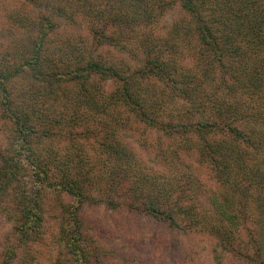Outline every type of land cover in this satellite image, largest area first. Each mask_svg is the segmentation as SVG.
Returning <instances> with one entry per match:
<instances>
[{
  "label": "trees",
  "instance_id": "16d2710c",
  "mask_svg": "<svg viewBox=\"0 0 264 264\" xmlns=\"http://www.w3.org/2000/svg\"><path fill=\"white\" fill-rule=\"evenodd\" d=\"M0 129V264H101L87 206L264 264V0H0Z\"/></svg>",
  "mask_w": 264,
  "mask_h": 264
},
{
  "label": "rangeland",
  "instance_id": "374dc122",
  "mask_svg": "<svg viewBox=\"0 0 264 264\" xmlns=\"http://www.w3.org/2000/svg\"><path fill=\"white\" fill-rule=\"evenodd\" d=\"M107 91L112 83L106 82ZM2 131L0 129V143ZM81 218L87 233L104 249L101 264H205L204 239H191L171 231L150 217L109 210L104 206H87ZM6 226L0 221V235ZM47 238V246L41 248L33 264H53L57 258L55 249ZM196 254V255H195Z\"/></svg>",
  "mask_w": 264,
  "mask_h": 264
}]
</instances>
